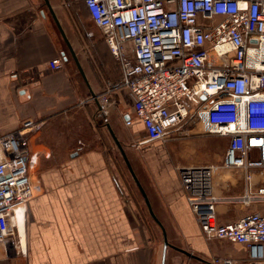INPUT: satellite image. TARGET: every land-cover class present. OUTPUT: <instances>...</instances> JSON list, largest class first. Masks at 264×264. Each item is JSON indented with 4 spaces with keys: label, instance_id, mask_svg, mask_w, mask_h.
I'll return each instance as SVG.
<instances>
[{
    "label": "crops",
    "instance_id": "crops-1",
    "mask_svg": "<svg viewBox=\"0 0 264 264\" xmlns=\"http://www.w3.org/2000/svg\"><path fill=\"white\" fill-rule=\"evenodd\" d=\"M47 1L50 9L44 0H0V135L15 130L25 119L45 124L85 101L97 111L102 130L112 141L108 126L121 144L138 141L142 148H156L144 151L141 158L147 179L138 177L156 217L157 209H165L176 228L178 241L164 227L174 246L167 248L164 264H209L214 257L252 264L245 245L203 236L181 188L179 167L208 162L203 136L175 138L165 145L147 140L129 90L118 87L107 92L120 82V67L83 2ZM57 57L62 68L52 70L48 63ZM128 119L131 124L125 125ZM42 130L29 139L41 189L14 212L16 246L0 244V264H161L162 246L150 243V237L137 230L135 207L111 152L100 142L97 148L76 154H47ZM95 139L99 140L92 137L89 143ZM255 177L256 185H264L262 173L256 171ZM242 190L240 173L217 170V195ZM251 211L264 213V203L221 202L216 205V218L228 223Z\"/></svg>",
    "mask_w": 264,
    "mask_h": 264
},
{
    "label": "built area",
    "instance_id": "built-area-1",
    "mask_svg": "<svg viewBox=\"0 0 264 264\" xmlns=\"http://www.w3.org/2000/svg\"><path fill=\"white\" fill-rule=\"evenodd\" d=\"M81 1L120 67V82L107 92L129 90L147 140L227 139L221 166H181L179 182L206 239L243 244L252 264L264 263V213L228 223L216 218L221 202L264 203V185L255 177L264 175V58L254 56L264 46V0ZM48 65L57 70L62 61ZM43 125L25 119L0 135L1 245L16 246L12 216L41 189L31 174L37 156L29 139ZM219 167L241 174V193L216 194ZM235 262L214 257L209 264Z\"/></svg>",
    "mask_w": 264,
    "mask_h": 264
},
{
    "label": "rangeland",
    "instance_id": "rangeland-1",
    "mask_svg": "<svg viewBox=\"0 0 264 264\" xmlns=\"http://www.w3.org/2000/svg\"><path fill=\"white\" fill-rule=\"evenodd\" d=\"M42 128L45 130L44 138L48 144L46 147V153H50L51 155L54 153H61L64 156L69 155L70 153L76 154L77 152L97 148L99 146L98 144L101 142L100 146L106 147V149L111 152L116 168L118 169L121 179L127 189L128 196L134 204L138 223L137 230L146 233L148 237H150V243L156 244L157 247L162 246L163 239L161 229L150 217L143 197L135 185L121 157V154L119 153V150L107 132L102 130L100 118L93 106L87 105L84 101L67 112L53 115L45 122ZM39 132L37 133L39 134ZM92 137H98L99 142L95 139V142L93 141L89 143L90 138ZM203 138V141L205 142L203 144V148L209 153L207 164L221 166V158L227 146V139L223 136L216 135H206L203 136ZM167 142H161L160 145H165ZM122 145L138 180L140 181L138 177V175H140L142 180L145 182V179L147 178L145 176L146 172L141 158L143 157L144 151L153 152V149L156 148L151 146L146 149L144 147L142 148L140 147L138 141L134 142V144L122 143ZM50 162L52 163V161H49L46 162V164L49 165ZM218 169L222 173H226V171H228L227 169L221 167ZM36 172L35 166V168L31 171L33 181L41 185V180ZM232 172L237 174L235 171ZM37 193L38 192H36V194ZM157 212L159 213L158 218L164 222L163 226L165 228L167 227L169 235L175 239L176 228L172 223L169 213L165 209H157ZM175 240L178 241L177 239Z\"/></svg>",
    "mask_w": 264,
    "mask_h": 264
},
{
    "label": "water",
    "instance_id": "water-1",
    "mask_svg": "<svg viewBox=\"0 0 264 264\" xmlns=\"http://www.w3.org/2000/svg\"><path fill=\"white\" fill-rule=\"evenodd\" d=\"M44 1H45V4L47 5V7L50 9V6L48 5V1H47V0H44ZM56 24H57V27H58L59 31L61 32V34H62V36H63V39H64V41H65V43H66L68 49L70 50V53H71V55H72L74 61H75L76 64H77V67H78V69H79L81 75H82L83 78L85 79L84 74H83V72H82V70H81V68H80V66H79V64H78V62H77V60H76V57H75V54H74L73 50L71 49V47H70V45H69V43H68L66 37L64 36V34H63V32H62V30H61L59 24H58L57 22H56ZM90 95H91L93 101L95 102V104L98 105V107H99V101H98V98H97V96H96L91 90H90ZM107 126H108V125H107ZM108 129H109V132H110V134H111V136H112V138H113V141H114L115 145L117 146V148H118V150H119V153L121 154V157H122V159H123V161H124V163H125V165H126L128 171H129V173H130V175H131V177H132V179H133L135 185L137 186V188H138V190H139L141 196H142L143 199H144V202H145V205H146V207H147V210H148V213H149L150 217L154 220V222H155V223L160 227V229H161V232H162V239H163V243H162V257H161V264H164L167 248H168V247H174V246H172V245L168 242L167 234H166V230H165L164 226L160 223V221L158 220V218L156 217V215L154 214L153 209H152V207H151V205H150V202H149V200H148V197H147V195H146V193H145V191H144V189H143V187H142L140 181L138 180V178H137V176H136V174H135V172H134V170H133V168H132V166H131V163H130V161H129L127 155H126V152L124 151L123 145H122L121 142L116 138V136L114 135V133L112 132V130L110 129L109 126H108ZM175 248H176V247H175ZM176 249L179 250V251H181V252H183V253H186V251H184V250H182V249H180V248H176Z\"/></svg>",
    "mask_w": 264,
    "mask_h": 264
},
{
    "label": "bare ground",
    "instance_id": "bare-ground-1",
    "mask_svg": "<svg viewBox=\"0 0 264 264\" xmlns=\"http://www.w3.org/2000/svg\"><path fill=\"white\" fill-rule=\"evenodd\" d=\"M258 52H259V53L255 54L254 56L259 55V57L264 58V46H262V47L259 49Z\"/></svg>",
    "mask_w": 264,
    "mask_h": 264
}]
</instances>
